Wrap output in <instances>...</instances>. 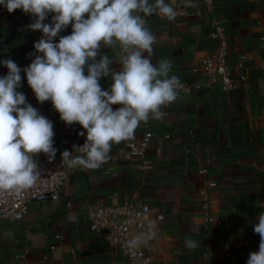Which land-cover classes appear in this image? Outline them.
I'll list each match as a JSON object with an SVG mask.
<instances>
[{"label": "crops", "instance_id": "1", "mask_svg": "<svg viewBox=\"0 0 264 264\" xmlns=\"http://www.w3.org/2000/svg\"><path fill=\"white\" fill-rule=\"evenodd\" d=\"M198 5L185 7V0H175L174 20L146 17L157 37L153 62L170 60L171 74L191 92L165 106L163 119H149L136 129L129 140L153 135L145 157L114 162L124 141L112 146L105 169L70 167L58 201L32 202L20 222L0 220V264H127L120 249L91 231L86 215L90 206L124 200L151 207L147 227L154 224L158 232L148 242L154 253L151 264H247L249 254L259 250L254 225L264 212V0H198ZM51 20L52 14L44 23ZM214 21L227 32L235 84L231 91L208 86L207 77L196 71L218 46L212 38ZM34 22V16L22 10L9 13L0 5V61L12 59L22 69L18 91L52 122L54 159L67 163L62 153L82 146L86 133L81 136L78 124L61 121L51 102H38L28 86L23 69L35 59L34 44L43 38L42 32L29 29ZM71 32L69 25L53 42ZM101 54H108L113 70H120L118 47L102 48ZM7 73L0 64V77ZM99 83L107 90L112 81L102 77ZM38 158L49 159L44 154ZM209 215L226 222H208ZM187 238L200 247L186 248Z\"/></svg>", "mask_w": 264, "mask_h": 264}, {"label": "clouds", "instance_id": "2", "mask_svg": "<svg viewBox=\"0 0 264 264\" xmlns=\"http://www.w3.org/2000/svg\"><path fill=\"white\" fill-rule=\"evenodd\" d=\"M166 0H0L9 13L22 10L35 17L28 25L43 38L34 44L36 57L23 69L28 86L41 104L50 101L66 125L78 124L82 146L65 150L62 159L70 167L98 169L107 163L114 144L132 139L141 123L160 120L162 110L177 99L183 87L171 74L168 59L153 62L156 35L147 27L146 17L162 16L169 21L177 11ZM198 0H185V7L197 8ZM52 14L50 23H44ZM71 25L70 35L54 38ZM120 51V70L112 68L102 48ZM99 56V59L97 57ZM8 69L0 77V190L31 188L41 175L34 157L55 158L53 124L27 103L19 92L22 69L12 59L0 61ZM85 72L87 74H85ZM102 77L111 78L104 90ZM119 107L114 110L113 106ZM80 155H73V152ZM254 232L259 250L251 252L247 264H264V212L258 216ZM150 224L126 241L129 250L139 249L157 238ZM185 247L194 250L200 242L187 238Z\"/></svg>", "mask_w": 264, "mask_h": 264}, {"label": "built area", "instance_id": "3", "mask_svg": "<svg viewBox=\"0 0 264 264\" xmlns=\"http://www.w3.org/2000/svg\"><path fill=\"white\" fill-rule=\"evenodd\" d=\"M209 2V0H208ZM212 38L217 41L216 50L206 56L196 71H201L207 77V85H220L223 90L231 91L235 88L232 70L228 64L229 42L225 26L214 21ZM178 90L180 94L187 95L191 88L182 84ZM202 88V85L197 86ZM153 135L147 132L140 141L127 140L120 153L113 157L114 162L143 159L147 153ZM38 163L41 175L36 183L29 189L22 191L0 190V220L10 223L23 221L28 213L29 205L45 195H50L52 201H58L65 188L70 166L58 159L44 160L34 157ZM110 162V159L108 160ZM103 164L100 169H105L108 164ZM204 206L208 207V198L202 197ZM151 207L147 204L136 205L128 200L115 206H90L86 215L90 221L93 233L102 236L106 244L117 247L127 259V264H151L154 253L149 243L139 249L129 250L126 241L142 231H147V221L151 215ZM161 220L163 216L159 217ZM206 221L225 224V218L206 216Z\"/></svg>", "mask_w": 264, "mask_h": 264}, {"label": "water", "instance_id": "4", "mask_svg": "<svg viewBox=\"0 0 264 264\" xmlns=\"http://www.w3.org/2000/svg\"><path fill=\"white\" fill-rule=\"evenodd\" d=\"M37 200H46V201H52V198L50 195H45L42 196L41 198L37 199Z\"/></svg>", "mask_w": 264, "mask_h": 264}]
</instances>
